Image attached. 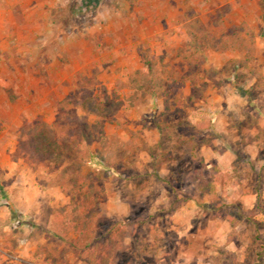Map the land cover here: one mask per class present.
<instances>
[{"label": "rangeland", "instance_id": "1", "mask_svg": "<svg viewBox=\"0 0 264 264\" xmlns=\"http://www.w3.org/2000/svg\"><path fill=\"white\" fill-rule=\"evenodd\" d=\"M98 258L264 264V0H0V264Z\"/></svg>", "mask_w": 264, "mask_h": 264}, {"label": "trees", "instance_id": "2", "mask_svg": "<svg viewBox=\"0 0 264 264\" xmlns=\"http://www.w3.org/2000/svg\"><path fill=\"white\" fill-rule=\"evenodd\" d=\"M192 144V150L195 147L196 141L192 140L190 141ZM202 144L207 143L205 139H202L200 141ZM206 189L208 192H215V187L213 183H207ZM92 199L89 195H83L82 198L78 201H75L73 204V210L71 215V224L72 227L80 232L79 236L76 239V243L82 244L89 238V225L92 222V220L96 216V207L94 204H92ZM215 208V207H214ZM86 209V210H85ZM118 238L116 234H113L111 237V241L108 243L107 248L110 250L113 248H116V244H118ZM99 261H93V264H102L100 258H98ZM100 262V263H98Z\"/></svg>", "mask_w": 264, "mask_h": 264}, {"label": "crops", "instance_id": "3", "mask_svg": "<svg viewBox=\"0 0 264 264\" xmlns=\"http://www.w3.org/2000/svg\"><path fill=\"white\" fill-rule=\"evenodd\" d=\"M254 195H256V194H254V192L253 193H251V191H250V194H249V197H250V199L252 198V196H254ZM253 200L254 199H251L250 200V203H251V205H249V207L248 208H251V207H253L254 206V202H253ZM253 202V203H252ZM253 204V205H252ZM224 221H227V220H224ZM215 234H219V233H215ZM229 233L228 232H226L225 233V239H229ZM234 242V241H233ZM229 248V247H228ZM210 251H208V252H210V253H213V252H215V251H213V250H211V249H209ZM216 251H217V249H215ZM232 249H229V251H231ZM235 250V249H234ZM205 252H207L206 250H204ZM197 252H199V251H197ZM208 252H207V254L206 253H204V255L205 256H208ZM232 252V251H231ZM234 252V251H233ZM242 252H244V251H242ZM186 253V255H187V251L185 252ZM190 255H193L194 256V254H190ZM197 255V254H196Z\"/></svg>", "mask_w": 264, "mask_h": 264}]
</instances>
